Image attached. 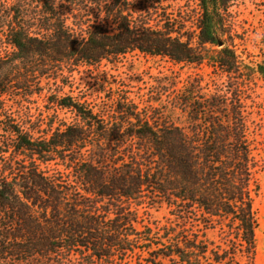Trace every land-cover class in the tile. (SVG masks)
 <instances>
[{
    "label": "trees",
    "instance_id": "1",
    "mask_svg": "<svg viewBox=\"0 0 264 264\" xmlns=\"http://www.w3.org/2000/svg\"><path fill=\"white\" fill-rule=\"evenodd\" d=\"M235 1L198 0L189 38L176 18L154 12L153 20L134 0H0L1 33L12 49L0 54V264H71L83 254L87 264H122L151 248L177 264H227L198 235L137 228L133 207L145 199L178 215L196 209L203 226L228 225L250 258L258 230L253 159L235 90L229 97L185 90L178 103L185 128L151 122L125 94L108 112L51 95L49 103L70 111L74 122L53 121L40 136L4 106V97L41 77L56 79L63 66H93L135 51L264 81V53L243 58L231 38L228 8ZM51 162L62 171L42 169Z\"/></svg>",
    "mask_w": 264,
    "mask_h": 264
},
{
    "label": "rangeland",
    "instance_id": "2",
    "mask_svg": "<svg viewBox=\"0 0 264 264\" xmlns=\"http://www.w3.org/2000/svg\"><path fill=\"white\" fill-rule=\"evenodd\" d=\"M134 1L135 4L138 1L148 8L153 13V20L158 19L154 12H165L181 24L184 36L190 38L196 34L198 0H145L147 3L143 0ZM151 6L154 7L153 10ZM2 14L0 8V15ZM228 20L229 32L239 55L253 61L260 59L264 53V0H236L228 8ZM1 28L0 25V54L3 55L12 49L4 43ZM230 85L232 88L228 89ZM185 90H189L194 96L197 92L203 95L228 92V97L235 90L240 99L245 134L253 159L250 190L258 224L255 249L249 258L245 248L239 247L240 243L234 238V233H228V225L223 229L214 222L212 226H203L201 222H197L196 209L178 215L172 207L148 199L142 201L140 207H133L137 212L136 227L140 229L143 225L149 226L155 233H161L163 227H170L191 237L197 238L198 235L206 243L209 252H216L218 256L223 254L227 264H232V254L236 264H264V81L260 78L227 75L205 62L176 64L164 57L135 51L109 62L103 60L93 66H63L56 79L41 77L37 83L35 80L29 83L28 88L18 91L17 96H11L8 100L4 97V106L34 136H40L43 131L47 132L53 121V126L59 120L74 122V115L70 111L56 109L49 103L51 95H70L84 99L96 106V110L108 112L112 108V101L118 95L125 94L151 122H171L185 128L188 119L178 109L181 95L186 94ZM1 141L3 138L0 137ZM1 148L0 145V150ZM3 162L0 153V165ZM41 166L48 173L55 169L62 171L61 166H56L53 162ZM159 254L161 252L157 248H151L147 253L135 250L122 264H150L153 260H158L160 264H177ZM72 259L71 264H87L85 254L76 255Z\"/></svg>",
    "mask_w": 264,
    "mask_h": 264
}]
</instances>
